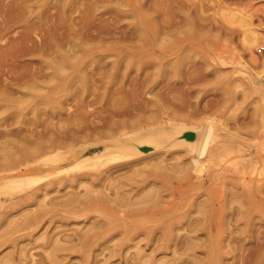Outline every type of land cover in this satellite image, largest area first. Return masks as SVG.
Returning a JSON list of instances; mask_svg holds the SVG:
<instances>
[{
	"label": "rangeland",
	"instance_id": "obj_1",
	"mask_svg": "<svg viewBox=\"0 0 264 264\" xmlns=\"http://www.w3.org/2000/svg\"><path fill=\"white\" fill-rule=\"evenodd\" d=\"M18 1L0 0V174L16 170L0 181V264H264V105L244 69L261 63L264 0H20L23 11ZM252 27L251 51L240 38ZM147 105L211 118L201 171L169 152L44 170L57 149L83 156L156 123L132 119Z\"/></svg>",
	"mask_w": 264,
	"mask_h": 264
},
{
	"label": "bare ground",
	"instance_id": "obj_2",
	"mask_svg": "<svg viewBox=\"0 0 264 264\" xmlns=\"http://www.w3.org/2000/svg\"><path fill=\"white\" fill-rule=\"evenodd\" d=\"M20 1V0H19ZM19 1H18V3H17V6H18V4H19ZM54 2H55V0H53ZM53 1H52V3H53ZM58 1V0H57ZM74 1V0H73ZM90 1V0H89ZM9 2V1H8ZM32 2V1H31ZM6 3V2H5ZM33 3V2H32ZM91 2H89V3H87V4H90ZM8 4V3H7ZM6 4V5H7ZM9 4H11V2L9 3ZM13 4V3H12ZM25 4H27V3H25ZM51 4V3H50ZM49 4V5H50ZM61 4H63V3H61ZM20 5V4H19ZM27 5H29V4H27ZM54 5V4H53ZM56 5V4H55ZM59 5V4H58ZM15 6V5H14ZM25 6V5H24ZM30 6V5H29ZM33 6H34V4H33ZM51 7H53L52 5H50ZM57 6V5H56ZM56 6H54V7H56ZM68 6V5H67ZM23 7V6H22ZM22 7L21 8H19V6H18V8L19 9H21L22 11H23V9H22ZM8 9L10 8L9 6L7 7ZM16 8V7H15ZM14 8V9H15ZM25 8H27V6L25 7ZM30 8V7H29ZM28 8V11H30L31 9H29ZM31 8H33V7H31ZM57 8H59V7H57ZM147 8V7H146ZM13 9V8H12ZM49 9V8H48ZM54 9V8H53ZM86 9V8H85ZM84 9V10H85ZM117 9V8H116ZM27 10V9H26ZM47 10V9H46ZM55 10V9H54ZM89 10V9H88ZM14 11V10H13ZM61 11V10H60ZM66 11V10H65ZM86 11H87V9H86ZM148 11V10H147ZM5 12H6V10H5ZM4 12V13H5ZM47 12V11H46ZM81 12H83V11H81ZM117 12V11H116ZM123 12V11H122ZM20 13V12H19ZM88 13V12H87ZM5 14H7V13H5ZM4 14V15H5ZM14 14H15V12H14ZM23 14V13H22ZM89 14V13H88ZM19 15V14H18ZM25 15V14H24ZM41 15V14H40ZM45 15V14H44ZM61 15V14H60ZM8 16V15H7ZM6 16V17H7ZM22 15L20 14V17H21ZM78 16V15H77ZM10 17H11V14H10ZM15 18H16V16H14ZM66 17V16H65ZM80 17V16H79ZM83 17V16H82ZM86 17V16H85ZM24 18H26V16L24 17L23 16V19ZM41 18H42V15H41ZM62 18V17H61ZM88 18V17H87ZM147 18V17H146ZM22 19V18H21ZM34 19V18H33ZM56 19H58V18H56ZM64 19H66V18H64ZM17 21H18V19H16ZM36 20H38V19H36ZM45 20V19H44ZM73 20V19H72ZM84 20V19H83ZM102 20V19H101ZM150 20V19H149ZM148 20V21H149ZM8 21V20H7ZM64 21V20H63ZM62 21V22H63ZM66 21V20H65ZM79 21V20H78ZM85 21V20H84ZM104 21H105V19H104ZM35 22H38V21H35ZM45 22H46V20H45ZM54 22H55V20H54ZM57 22V21H56ZM87 22H88V20H87ZM150 22V21H149ZM6 23V22H5ZM16 24H17V22H15ZM97 23V22H96ZM12 24H14V23H12ZM52 24H53V22H52ZM57 23H55V25H56ZM59 24H61V23H59ZM63 24V23H62ZM89 24V23H88ZM100 24V23H99ZM104 24V23H103ZM155 24V23H154ZM9 25H11V24H9ZM54 25V26H55ZM102 25V24H101ZM15 26V25H14ZM81 26H82V24H81ZM105 26V25H104ZM109 26V25H108ZM61 27V26H60ZM14 28V27H13ZM15 28H16V26H15ZM14 28V29H15ZM49 28V27H48ZM51 28V27H50ZM57 28V27H56ZM63 28H64V26H63ZM70 28V27H69ZM76 28V27H75ZM92 28H94L95 29V27H94V25H93V27ZM109 28V27H108ZM7 29H8V27H7ZM6 29V30H7ZM55 29V28H54ZM77 29V28H76ZM94 29H93V31H94ZM98 28H96V30H97ZM50 30V29H49ZM63 30V29H62ZM87 30V29H86ZM100 30H102V29H100ZM106 30V29H105ZM9 31V30H8ZM47 31V30H46ZM55 31V30H54ZM79 31V30H78ZM77 31V32H78ZM115 31V30H114ZM59 32H61V31H59ZM67 32H69V31H67ZM85 32V31H84ZM97 32H99L98 30H97ZM105 32V31H104ZM109 32H111V33H113L112 31H109ZM50 33V32H49ZM156 33V32H155ZM27 34V33H26ZM89 34V33H88ZM98 34V33H97ZM104 34V33H103ZM106 34V33H105ZM105 34L103 35L104 37H106L107 36V34H106V36H105ZM110 34V33H109ZM116 34V33H115ZM141 34V33H140ZM154 34V33H153ZM53 35V34H52ZM56 35H57V33H56ZM72 35V34H71ZM91 35H93V34H90V35H88L87 37H89V36H91ZM120 35V34H119ZM122 35V34H121ZM24 36H26V35H24ZM28 36V35H27ZM26 36V37H27ZM96 36V35H95ZM99 36H100V34H99ZM103 36L101 37V38H103ZM116 36V35H115ZM114 36V37H115ZM145 36V35H144ZM53 37V36H52ZM68 37V36H67ZM75 37V36H74ZM77 37L78 38H81L82 40H84L83 38H84V36L82 35V34H78L77 35ZM93 37L94 36H92V39H93ZM97 37V36H96ZM111 37H112V35H111ZM121 37V36H120ZM23 38H25V37H23ZM23 38H21V39H23ZM44 38V37H43ZM95 38V37H94ZM118 38H119V36H118ZM131 38V37H130ZM259 38H260V36H259V33H258V31L257 30H255V29H253V27L252 28H247V29H245V31L243 32V34H242V36H241V38H240V41H242L243 42V44H245L248 48H250V50L252 51V47H253V45L259 40ZM3 39V38H2ZM111 39V38H110ZM17 40V39H16ZM15 40V41H16ZM28 40H30V39H28ZM56 40V39H55ZM67 40V39H66ZM104 40H106V39H104ZM119 40V39H118ZM145 39L143 38V41H144ZM154 40V39H153ZM25 41H26V39H25ZM42 41V40H41ZM53 41V40H52ZM56 41H58V40H56ZM55 41V42H56ZM85 41H86V39H85ZM84 41V42H85ZM89 41V40H88ZM135 41V40H134ZM146 41V40H145ZM22 42V41H21ZM30 42H31V40H30ZM43 42V41H42ZM54 42V41H53ZM147 42V41H146ZM26 43V42H25ZM28 43V42H27ZM36 43V42H35ZM58 43V42H57ZM68 43V42H67ZM145 43V42H144ZM21 44V43H20ZM22 44H24V43H22ZM39 44V43H38ZM37 44V45H38ZM41 44V43H40ZM86 44V43H85ZM27 45V44H26ZM44 45V44H43ZM56 45V44H55ZM57 45H59V44H57ZM68 45V44H67ZM150 45V44H149ZM12 46H14V45H12ZM20 46V45H19ZM27 46H29V45H27ZM49 46H50V44H49ZM21 47V46H20ZM30 48H31V46H29ZM57 48H60V45H59V47L58 46H56ZM86 47V46H85ZM7 48V47H6ZM17 48H19V47H17ZM23 48V47H22ZM99 48V47H98ZM134 48H136V47H134ZM36 49V48H35ZM2 50V49H1ZM0 50V51H1ZM79 49L77 48V51H78ZM129 50V49H128ZM130 50H132L131 48H130ZM10 51V50H9ZM21 52V49H19L18 50V52ZM27 51H29L28 50V47H27ZM30 51H31V49H30ZM70 51H71V49H70ZM17 52V53H18ZM22 52H24V51H22ZM21 52V53H22ZM58 52H61V51H59L58 50ZM57 52V53H58ZM154 52V51H153ZM1 53H3V52H1ZM32 53V52H31ZM37 53V52H36ZM254 55L256 56V57H258V55L255 53V50H254ZM59 54V53H58ZM65 54V53H64ZM63 53L61 54L62 56L64 55ZM223 54V53H222ZM222 54H220L219 52H218V57H219V61L221 62V63H224V56L222 55ZM2 55V54H1ZM60 55V54H59ZM133 56L135 57V58H138V60H140V59H144L146 56L143 54H141V51H137V49H135L134 51H133ZM5 57V56H4ZM7 57V56H6ZM10 57V56H9ZM19 58V57H18ZM17 58V59H18ZM152 58V57H151ZM150 58V59H151ZM91 59V58H90ZM120 59V58H119ZM254 59V58H253ZM1 60V59H0ZM4 60V59H3ZM68 61H69V59H67ZM71 60V59H70ZM92 60V59H91ZM149 60V59H148ZM252 60V59H251ZM6 61H7V58H6ZM16 61V60H15ZM33 61V60H32ZM34 61H35V59H34ZM37 61V60H36ZM67 61V62H68ZM76 61V60H75ZM156 61V60H155ZM255 63H256V60H253ZM69 62H72V61H69ZM128 62V61H127ZM146 62V61H145ZM2 63H4L3 61H2ZM56 63V62H55ZM66 63V62H65ZM64 63V64H65ZM99 63H100V61H99ZM131 63V62H130ZM130 63H129V65H130ZM138 63V62H137ZM142 63H143V61H142ZM254 63V64H255ZM4 64H6V63H4ZM10 64V63H9ZM13 64V63H12ZM57 64V63H56ZM55 64V65H56ZM70 64V63H69ZM68 64V65H69ZM72 64V63H71ZM70 64V65H71ZM73 64H74V62H73ZM139 64V63H138ZM148 64V63H147ZM67 65V64H66ZM132 65H134V64H132ZM246 65V64H245ZM3 65H1V68H3L2 67ZM36 66V65H35ZM58 65H56V67H57ZM127 66H128V63H127ZM135 66H136V62H135ZM247 67H244V69H245V72L247 73V75H248V77H249V81H250V83H251V86H252V88L255 90V91H257L259 94H260V96H261V98H262V100H263V105H264V66L260 63V65L258 66H256V67H253L251 64H248V65H246ZM5 67H7L6 65H5ZM37 67H39V66H37ZM67 67H69V66H67ZM11 68V67H10ZM35 68V67H34ZM44 68V67H43ZM52 68V67H51ZM50 68V69H51ZM70 68V67H69ZM12 69V68H11ZM17 69V68H16ZM28 69H30V68H28ZM42 69V68H41ZM82 69L85 71L86 69H84L83 67H82ZM8 70V69H7ZM52 70V69H51ZM51 70H49V71H51ZM11 71L12 70H10V72L9 73H11ZM17 71V73H18V69L16 70ZM30 71H31V69H30ZM42 71V70H41ZM88 71V70H87ZM25 72H27V70H25ZM24 72V73H25ZM35 72V70L34 71H32V73H34ZM59 72V71H58ZM8 73V74H9ZM27 73H29V71L27 72ZM36 73V72H35ZM3 74H4V72H3ZM51 74V73H50ZM77 74V73H76ZM80 74H82L81 73V70H80ZM87 74V73H86ZM53 75V74H52ZM6 76H9V75H6ZM19 76H21V74H19ZM18 76V77H19ZM24 76H25V74H24ZM57 76V75H56ZM80 76V75H79ZM30 77V76H29ZM31 77L33 78V80L34 79H38V78H40L41 76H38L37 74L36 75H34V74H31ZM81 77H82V75H81ZM4 79V78H3ZM27 79V78H26ZM54 79V78H53ZM11 81H13V79H10ZM21 80V79H20ZM80 80V79H79ZM85 80H87V78L85 79ZM5 81V80H4ZM74 81H75V79H74ZM81 81V80H80ZM1 82V81H0ZM84 82H86V81H84ZM104 82V81H103ZM7 83V85L9 86V84H8V81L6 82ZM10 83V82H9ZM12 83V82H11ZM21 83V82H20ZM20 83H19V80H16L15 82H13V84L12 85H16V86H19L20 85ZM83 83V82H82ZM61 84V83H60ZM11 85V84H10ZM22 86V85H21ZM60 86V85H59ZM3 88V87H2ZM6 88V87H5ZM4 88V89H5ZM7 89V88H6ZM3 90V89H2ZM71 90V89H70ZM148 91V90H147ZM3 92H4V90H3ZM3 92H2V94L0 93V95H2L3 96ZM72 93V92H71ZM5 94V93H4ZM20 94V93H19ZM6 95H7V93H6ZM5 96V95H4ZM8 98H10V96H7ZM18 98V97H17ZM1 99H3V101H4V98H2L1 97ZM5 100H7V99H5ZM1 101V100H0ZM2 102V101H1ZM151 105V104H150ZM154 105V104H153ZM4 109V108H3ZM142 109H144V110H142ZM135 110H137V109H135ZM140 111V112H139ZM126 112H128L127 110H126ZM132 112V111H131ZM137 112V111H136ZM263 112H264V110H263ZM121 113V112H120ZM123 113H125L124 111H123ZM123 113H121L120 114V116L123 114ZM132 113H134V112H132ZM131 113V114H132ZM158 113V114H157ZM164 113V111L163 110H161V108H157V107H151V106H149V105H147V106H145V107H141V108H139L138 109V112L135 114L134 113V115H132V119H138V118H140V117H146L148 120H150V121H155L154 119L155 118H157L158 116H160V118L161 119H159V121H157L156 123H153V124H148L147 125V127L146 128H144L143 127V129H139V132L136 134H133V135H125L124 137H122V138H115V139H113V140H110V141H105V142H103L102 144H97V145H92V146H89L90 147V149L83 155V156H81V155H79L78 154V151H75V150H66V151H62V150H59V149H57V150H55V152L52 154V155H50V156H48L45 160H44V163L43 164H45V163H47L48 161H50V163H51V166H48V167H45V169L44 170H46L47 171V173L49 174L50 172H51V170H53V169H56V168H58L57 166V164H60V163H62V162H65V161H67V158H70L71 160H73V162H75L76 163V161L78 162L79 161V163L78 164H84V165H82L83 167L84 166H87V167H89V168H93L92 170H97V168L99 169L101 166H102V164H103V161L102 160H99L98 158H99V155H104L105 157H113V159L114 160H121V159H124V160H130V159H138V158H140V159H146V158H151V156H156V157H160V155H163L165 152H169L170 154H172V156L173 157H175V158H177V156H178V158L180 157V156H184L185 157V162H186V165L189 167V168H191L193 171H196V172H199V171H201L202 169H203V167H204V165H205V162L210 158V154H211V151H212V148H214L213 147V144H214V141H215V138H216V131H215V129H213V125H212V120H211V118H207L206 120V122L204 123V124H196V123H191V121H188V120H181V119H173V118H170L169 116H168V114L166 115L165 113ZM130 114V113H129ZM129 114H127V115H129ZM263 115H264V113H263ZM121 118V117H120ZM153 118V119H152ZM124 121V120H123ZM152 121V122H153ZM121 122L119 121V124H120ZM148 136H151V137H153V138H155L156 140H155V142H152V143H150V142H145V138H147ZM111 145H114L115 146V148L114 149H109L108 147L109 146H111ZM144 147H146V148H144ZM59 150V151H58ZM97 153V154H96ZM96 154V156H95V158H92V159H87L86 157H93V155H95ZM80 157H82L81 159H80ZM101 157V156H100ZM155 157V158H156ZM80 159V160H79ZM40 160V159H39ZM124 160H122V161H124ZM113 162H115V161H113ZM112 162V163H113ZM121 162V161H120ZM27 163V162H26ZM25 163V164H26ZM41 163V164H42ZM116 163H117V161H116ZM77 163L75 164V165H78ZM80 164V165H81ZM111 164V163H110ZM74 165V167H72V168H75L76 169V167L77 166H75ZM79 165V166H80ZM41 165H39L38 164V162L37 161H35V162H33V163H30V164H27V165H25L23 168H21V169H23L24 171H22L21 173L22 174H26L27 172H33V170L35 171V169H40L41 167H40ZM44 166V165H43ZM47 166V165H46ZM70 166H72V165H70ZM81 166V167H82ZM66 167H68V165L66 166ZM60 168H61V166H60ZM65 169V168H64ZM64 169H62L61 171H59V173H62V171H65ZM69 169V168H68ZM16 170H12V171H9V173L8 174H5V175H1L0 174V181H2V183H6V182H9V181H11L14 177H13V175H15V172ZM21 171V170H20ZM66 171H68V170H66ZM73 171V170H72ZM2 172V171H1ZM0 172V173H1ZM45 172V171H44ZM57 172V171H56ZM55 172V173H56ZM70 172V171H69ZM13 173V174H12ZM21 173L20 172H16V175H21ZM67 173V172H66ZM73 173V172H72ZM54 174V173H53ZM52 175V174H51ZM50 175V176H51ZM49 176V175H48ZM53 176V175H52ZM232 220V219H231ZM127 231V230H126ZM39 260V259H38ZM41 264V263H40Z\"/></svg>",
	"mask_w": 264,
	"mask_h": 264
},
{
	"label": "built area",
	"instance_id": "obj_3",
	"mask_svg": "<svg viewBox=\"0 0 264 264\" xmlns=\"http://www.w3.org/2000/svg\"><path fill=\"white\" fill-rule=\"evenodd\" d=\"M255 53L260 58L261 64L264 66V42L258 43L255 48Z\"/></svg>",
	"mask_w": 264,
	"mask_h": 264
},
{
	"label": "water",
	"instance_id": "obj_4",
	"mask_svg": "<svg viewBox=\"0 0 264 264\" xmlns=\"http://www.w3.org/2000/svg\"><path fill=\"white\" fill-rule=\"evenodd\" d=\"M144 148H146V147H144Z\"/></svg>",
	"mask_w": 264,
	"mask_h": 264
}]
</instances>
